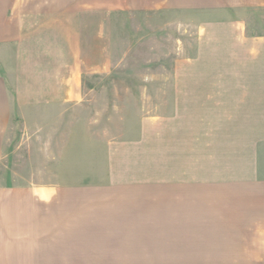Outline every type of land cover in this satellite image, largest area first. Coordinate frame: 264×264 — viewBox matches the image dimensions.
<instances>
[{"label":"rangeland","instance_id":"rangeland-1","mask_svg":"<svg viewBox=\"0 0 264 264\" xmlns=\"http://www.w3.org/2000/svg\"><path fill=\"white\" fill-rule=\"evenodd\" d=\"M232 17L248 34L264 35V0H0V67L30 65L32 85L57 74L46 52L58 53L59 31L80 58L79 97L16 117L0 178L89 176L98 185L102 143L134 138L142 118L170 113L172 73L194 54L198 23ZM38 63L51 67L33 69ZM263 192L239 188L228 198L214 190L176 195L166 186L95 188V213L105 217L95 231V264H264Z\"/></svg>","mask_w":264,"mask_h":264},{"label":"crops","instance_id":"crops-1","mask_svg":"<svg viewBox=\"0 0 264 264\" xmlns=\"http://www.w3.org/2000/svg\"><path fill=\"white\" fill-rule=\"evenodd\" d=\"M196 34L194 54L172 73L171 112L142 118L134 138L102 143L98 185L89 176L33 184L0 178V264H95V231L105 228L95 188L166 186L176 195L214 190L228 198L264 188V35L248 34L235 17L199 22ZM66 39L56 40L58 53L46 52L60 68L42 83H30V65L0 67V169L16 117L79 97L80 58Z\"/></svg>","mask_w":264,"mask_h":264},{"label":"trees","instance_id":"trees-1","mask_svg":"<svg viewBox=\"0 0 264 264\" xmlns=\"http://www.w3.org/2000/svg\"><path fill=\"white\" fill-rule=\"evenodd\" d=\"M72 22H73V26L74 27H78L79 23H78L77 16H74V18L72 19ZM58 36L62 38L63 44L66 45L67 39H66L65 35H63V34L61 35V34L58 33Z\"/></svg>","mask_w":264,"mask_h":264}]
</instances>
